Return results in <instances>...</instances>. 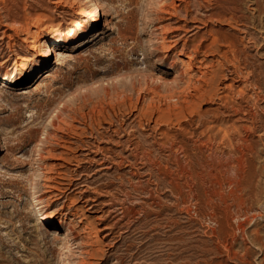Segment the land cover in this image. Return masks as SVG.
<instances>
[{"label":"rangeland","instance_id":"rangeland-1","mask_svg":"<svg viewBox=\"0 0 264 264\" xmlns=\"http://www.w3.org/2000/svg\"><path fill=\"white\" fill-rule=\"evenodd\" d=\"M93 1L0 0V264H264V0Z\"/></svg>","mask_w":264,"mask_h":264},{"label":"bare ground","instance_id":"bare-ground-1","mask_svg":"<svg viewBox=\"0 0 264 264\" xmlns=\"http://www.w3.org/2000/svg\"><path fill=\"white\" fill-rule=\"evenodd\" d=\"M89 2H91V4H92V9H91V12L96 16V14L99 12L98 11V6L94 3V1L93 0H88ZM61 2V1H60ZM100 9V8H99ZM96 22V19H92V22ZM5 35V34H4ZM49 35H50V37L52 36V37H54V41L53 42H51V43H54V44H61V43H65V42H71V40H73V38H74V36H75V32H74V30H72V32L71 33H61V34H56V35H54V34H51V33H49ZM175 41H177V40H175ZM175 41H173V42H175ZM171 43V42H170ZM175 44V46H176V44H177V42H175L174 43ZM175 48V47H174ZM55 53V50H54V48L52 47V45L50 46V47H46V48H44V49H42L41 51H40V53H38L39 55V57L40 58H42V59H45L46 61L50 58V56L52 55V54H54ZM191 58V57H190ZM189 58V59H190ZM192 59V58H191ZM191 61V60H190ZM192 64V63H191ZM191 64H189V66L191 65ZM202 64H203V62H202ZM16 69L14 70L15 72L14 73H16V75H17V73H19V74H21V73H24V72H27L29 69L28 68H26V67H23V66H21V64L20 65H17L16 67H15ZM189 69H190V67H189ZM15 75H13L12 77H10V78H12V79H14L15 77H14ZM159 77H162L161 75L159 76ZM158 77V78H159ZM3 81H8L9 80V78L8 79H2ZM162 80V79H161ZM173 82V81H172ZM161 83V82H160ZM169 91V90H168ZM162 96V95H161ZM59 127V126H58ZM59 143V142H58ZM39 155V154H38ZM103 163V162H102ZM101 163V164H102ZM37 198H38V195H37ZM54 235V234H53ZM52 236V235H51ZM65 237V236H64ZM57 238V241H58V237H56ZM55 238V239H56ZM61 239V238H60Z\"/></svg>","mask_w":264,"mask_h":264}]
</instances>
